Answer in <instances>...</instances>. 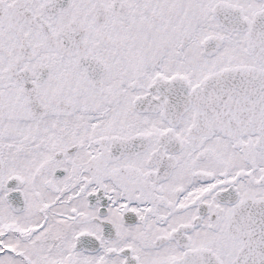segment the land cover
<instances>
[{
    "label": "flooded vegetation",
    "instance_id": "flooded-vegetation-1",
    "mask_svg": "<svg viewBox=\"0 0 264 264\" xmlns=\"http://www.w3.org/2000/svg\"><path fill=\"white\" fill-rule=\"evenodd\" d=\"M0 264H264V0H0Z\"/></svg>",
    "mask_w": 264,
    "mask_h": 264
},
{
    "label": "water",
    "instance_id": "water-1",
    "mask_svg": "<svg viewBox=\"0 0 264 264\" xmlns=\"http://www.w3.org/2000/svg\"><path fill=\"white\" fill-rule=\"evenodd\" d=\"M250 36H252V33L250 34ZM250 36H249V44H248V46H249V48L252 49V47L254 48L253 44H251L253 36L252 37H250ZM197 113H198L197 114V121L199 120L198 123H200L201 122L200 120L202 119V107H201V105H199Z\"/></svg>",
    "mask_w": 264,
    "mask_h": 264
}]
</instances>
